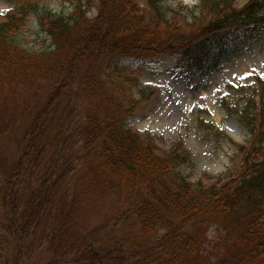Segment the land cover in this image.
Segmentation results:
<instances>
[{
  "label": "trees",
  "instance_id": "obj_1",
  "mask_svg": "<svg viewBox=\"0 0 264 264\" xmlns=\"http://www.w3.org/2000/svg\"><path fill=\"white\" fill-rule=\"evenodd\" d=\"M150 1L165 15L162 2ZM234 1L200 0V8L220 15L198 28L196 38L182 35L180 27H161L137 0H98L92 18L81 8L68 17L48 12L41 23L50 48L38 52L17 42L24 8L0 15V99L6 100V90L34 97L47 92L55 105L46 117L54 140L31 145V128L14 168L0 176V264H31V253L17 259L16 248L28 244L27 251L46 246L64 254L62 264H264V138L258 140L264 93L252 91L243 106L249 145L229 139L243 154L240 172L211 185L176 177L183 155L177 149L160 154L152 137L126 125L138 105V77L122 61L186 48L191 64L211 72L223 56L264 38V0H249L241 9ZM257 84L264 92V79ZM8 112L0 104L1 132L10 126ZM98 199L120 209L92 229L78 228L82 205ZM132 217L138 229L127 243L120 234ZM214 225L227 238L212 263L202 253Z\"/></svg>",
  "mask_w": 264,
  "mask_h": 264
},
{
  "label": "rangeland",
  "instance_id": "obj_2",
  "mask_svg": "<svg viewBox=\"0 0 264 264\" xmlns=\"http://www.w3.org/2000/svg\"><path fill=\"white\" fill-rule=\"evenodd\" d=\"M137 1L147 16L160 22L161 27H180L181 34L191 38L197 37L198 28L208 25L220 15L219 10L213 13L209 7L200 8V0H157L162 2L160 5L165 15L158 14L150 0ZM248 1L235 0L234 6L242 8ZM97 5L98 0H0V15L24 8L20 15L26 16V22L17 35V42L30 52H38L50 48L51 42L41 23L46 13L68 17L81 8L86 16L92 18L98 12ZM185 49L177 48L145 61H122L138 77L134 91L138 105L126 125L144 138L152 137L160 154L177 149V154L183 155L179 158L183 160L174 169L176 177H188L192 183L201 181L204 185L227 181L230 175L240 172L243 157L236 144L229 139L237 144L251 139L250 130L241 119L246 97L252 91L264 93L257 84L260 78L264 79V38L243 46L237 55L223 56L219 68L211 72L202 71L191 64ZM12 91L6 90V100L0 99L2 106L9 107L5 121L10 124L6 131H0V176L3 178L14 168L26 145V133L31 128L36 139L31 145L40 147L54 140L50 136L54 124L48 125L49 119L46 117L55 112V105L48 100L49 96L46 97L47 92L34 97L32 92L14 95ZM259 133L258 140L264 138V128ZM47 149L48 155L53 153L51 145ZM73 175L77 176L76 173ZM3 181H0V186ZM16 184H11V189H15ZM74 191V187H68V194ZM95 203L93 201L92 205L87 201L82 205L84 210L78 214V228L92 229L106 222L107 217L116 214L119 208L117 204L106 201ZM133 218L126 220V228L120 234L127 243H131L133 232L138 229ZM109 229L112 227L109 226L107 232ZM39 232L44 233L42 229ZM105 232L98 234L101 237ZM226 238V233L216 225L211 228L202 253L208 262L214 263L221 258L222 242ZM9 240L14 242L16 238L11 236ZM28 245L16 248L19 261L31 253L26 260L31 264H46L51 262L49 260L62 264L60 258L65 257L64 254L49 252L46 246L35 252L27 251ZM67 255L66 259H73Z\"/></svg>",
  "mask_w": 264,
  "mask_h": 264
}]
</instances>
